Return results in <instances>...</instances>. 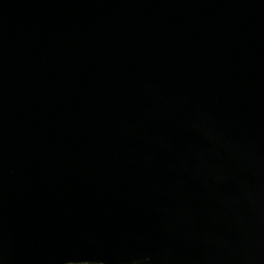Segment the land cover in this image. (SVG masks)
Here are the masks:
<instances>
[{
    "label": "water",
    "instance_id": "1",
    "mask_svg": "<svg viewBox=\"0 0 264 264\" xmlns=\"http://www.w3.org/2000/svg\"><path fill=\"white\" fill-rule=\"evenodd\" d=\"M0 264H264V0H0Z\"/></svg>",
    "mask_w": 264,
    "mask_h": 264
}]
</instances>
